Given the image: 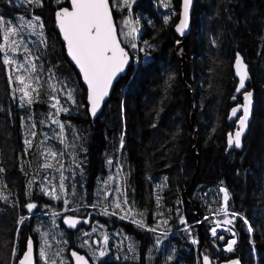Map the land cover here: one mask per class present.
I'll list each match as a JSON object with an SVG mask.
<instances>
[{
  "label": "trees",
  "instance_id": "16d2710c",
  "mask_svg": "<svg viewBox=\"0 0 264 264\" xmlns=\"http://www.w3.org/2000/svg\"><path fill=\"white\" fill-rule=\"evenodd\" d=\"M110 2L117 5L113 14L119 31L125 19L136 27L131 42L137 47L123 42L132 62L102 111L91 118L86 89L55 28L54 12L68 6V0H43L42 6L9 0L10 15L3 10L8 2L0 0L5 20L23 24L39 16L44 24L42 37L32 29L23 34L39 56L38 72L32 74L40 76L39 94L32 93L31 105L21 99L14 79L24 75L23 70L5 66L0 54V195L7 196L0 199V264H18L29 237L38 264L44 239H49L50 256L60 252L59 259L72 264L69 250L86 253V237L81 227L65 226L63 216L71 213L89 214L88 228L96 223L108 231L107 243L100 235L101 248L94 251L105 255L94 260L89 254L97 264H202L205 243L218 260L238 257L241 264H264V0H195L184 37V64L175 52L180 0H134L131 13L123 6L118 11L122 0ZM16 5L23 8L17 10ZM9 55L23 59L21 54ZM237 55L248 67L246 90L253 93V112L241 147L229 148L228 133H234L238 119H229L231 109L243 102L236 92ZM53 95L68 111L56 115ZM53 118L65 125L67 147L60 143ZM29 130L37 135L30 137ZM25 139H32V148ZM49 148L64 153L66 192L58 200L41 191L50 187L44 177H55L52 184H58L60 175L56 161L41 155ZM47 162L54 168L43 169ZM221 187L229 193L228 210L243 217L229 226L236 236L232 252L210 234L213 221L225 218L215 214L222 205ZM117 191L131 212L116 209L117 215H105L103 209L112 211ZM64 199L72 211H65ZM29 203L37 205L31 212ZM217 231L225 240L233 236ZM54 246L59 250L52 252Z\"/></svg>",
  "mask_w": 264,
  "mask_h": 264
},
{
  "label": "snow or ice",
  "instance_id": "6c2138e0",
  "mask_svg": "<svg viewBox=\"0 0 264 264\" xmlns=\"http://www.w3.org/2000/svg\"><path fill=\"white\" fill-rule=\"evenodd\" d=\"M60 0H57L59 3ZM134 0H122L120 6L127 7L131 13V5ZM28 4H37L42 6L43 0H26ZM192 0H182V15L179 24L176 26V31L180 34H183L185 29L189 27L190 19V7ZM69 7H60L56 11V21L59 27L60 32L62 33V38L65 41L67 53L70 56L71 60L78 66L79 71L82 75L83 81L87 85V99L90 104V111L93 116H95L98 109L101 107L102 102L109 95V90L112 86L114 79L122 72L125 71L126 67L129 64V53L125 47L122 46L123 42H128L130 47L135 49L137 45L134 42H131L135 39V32L137 31L136 27L130 26L132 21L125 19L122 23L123 26L118 35L117 26L113 20V8L117 5L115 3H110V0H69ZM169 4H165V7H168ZM20 20H24V17H20ZM168 21L165 20V23ZM139 23V21H135ZM39 27L41 31L36 33L35 30ZM44 24L41 21L39 16H34L32 19L27 20L23 24H13L10 20H5L3 16H0V54L3 57V64L5 66H14L13 71L19 72L23 70V73L27 75V82L25 75H17L14 77L15 81L18 82L22 87L18 90L23 93L21 99H24L28 105L33 103V92H36L37 95L39 85H40V76L35 74L38 72V65L35 61L39 60V56L34 55L32 49L28 46L29 42L24 37L25 29H32L33 34L43 36ZM124 28H128V31H124ZM124 37L122 41L119 37ZM19 37V39H16ZM131 38V40L129 39ZM42 43H46L42 41ZM21 48L23 52L20 53ZM9 53H17L23 56L21 61L13 59ZM235 68L237 76L239 77V86L236 89L237 93H241L244 98V103L242 105H237L231 109V115L229 119L238 118V128L234 133H228V146L229 148L235 146L237 148L241 147L242 144V135L247 126L250 115V107L252 104L253 93L251 91H243L245 89V82L248 78V73L246 70V65L244 64L242 58L237 55L235 61ZM10 81L13 79V76L9 75ZM36 85V87H33ZM53 92L57 91V88L54 84L48 85ZM68 99H72V91L67 92ZM54 101L51 105L53 109L56 110V115H59L61 112L68 111L67 108H64L60 104V100L57 96L53 95L50 97ZM235 100L236 97L234 96ZM242 111V115L237 117V114ZM52 123L59 126V133L57 134L60 137V143L66 144V138L64 136L65 125L59 120L52 119ZM32 128H35V125H32ZM215 131V129H213ZM30 137L34 138L37 133L33 130H29ZM27 148L33 147L32 139H25L24 141ZM68 145L66 144V147ZM121 143V147H122ZM42 156L51 157L52 160H55L58 167H55V171L59 172L58 184H52V179L49 177H44L47 181V184L50 187L45 186L41 188V191L45 195L51 196L53 199H60L61 194L66 192L65 181L67 177L64 175L65 166L62 162L63 152H56L52 149H47L45 153H41ZM75 163V160L73 161ZM109 164H112V161L109 160ZM43 169H53L54 165L51 162H47L41 165ZM4 169L0 168V172H3ZM122 172V169L118 171L117 175ZM113 178L109 177L111 181ZM6 187V186H5ZM29 187H31V182ZM220 191L223 193V202L220 209H217L215 214L218 215L220 212H223L224 219L213 221L215 226L211 229V234L215 239L225 241V251L232 252L234 250V245L236 244V239L225 240L223 235L218 234V229H223L224 231L231 232L233 237L235 233L232 229L234 221L237 217L243 219L240 213L229 212L228 210V201L229 193L228 190L224 187H221ZM107 198V197H105ZM0 199L7 200V196L0 195ZM159 197L157 201L159 203ZM65 211H72L68 205L70 201L64 199ZM128 204L126 199L120 200L117 198L116 201L112 202V211L109 212V208L105 207L103 212L105 215H117L116 209H119L120 212L127 215L131 212V209H126L124 206ZM37 205L35 203H29L26 205V208L31 212ZM91 207H96V205H91ZM54 216L60 215V213L54 212ZM123 219L124 216H121ZM208 217H205V220H208ZM24 217H21L20 222L22 223ZM70 227H76L80 223V219L72 216H65L64 221ZM88 223V219L83 221ZM135 222V221H134ZM247 222V221H245ZM167 223V221H164ZM181 223H185L184 219L181 218ZM143 226V225H141ZM103 227V226H101ZM150 231H155L156 229H149ZM97 228L93 227L92 232H96ZM47 237V233L43 234ZM85 236H90L91 233H83ZM108 236L105 235L103 238V243H107ZM193 243H197L196 240H193ZM85 245H88V241H84ZM50 245L47 239H44L42 246L39 250V258L44 261V264H57V261L49 255L48 249ZM130 250L134 251V247L130 246ZM55 256H59L60 252L54 253ZM100 256L105 255L103 250L99 253ZM71 256L74 258L75 264H89V261L85 256L80 255L76 251L71 252ZM18 264H37L36 259L34 258V246L31 237L27 239L26 250L22 252L20 256L17 257ZM60 264H64L63 257L60 259ZM202 264H213V261L210 257L205 254L202 258ZM230 264H239L238 261H231Z\"/></svg>",
  "mask_w": 264,
  "mask_h": 264
},
{
  "label": "water",
  "instance_id": "95a60500",
  "mask_svg": "<svg viewBox=\"0 0 264 264\" xmlns=\"http://www.w3.org/2000/svg\"><path fill=\"white\" fill-rule=\"evenodd\" d=\"M194 2H195V0H192V4H191V7H190L189 27H188L187 29H185L184 33H183V34H180L179 32L176 31V26L179 24L180 19H181V15H182V0H180L179 17H178L177 22H176L175 25H174V31H175L176 35L178 36V38H179V39L176 41V43H175V52H176V54H177L179 60L182 61V64H184L185 61H186L185 53H184V42H185V38H184V37L187 36V34H188L189 31H190V22H191V16H192V11H193V7H194ZM68 3H69V0H68ZM110 3H111V2H110ZM69 6H70V5H68V6H62V7H69ZM58 10H59V8H58L56 11H58ZM54 20H55V28H56V30L58 31V34H59V37H60L61 42L63 43V47H64V50H65V55H66L68 61L70 62V64H71V65L74 67V69L76 70V72H77V74L79 75V78H80L82 84L84 85V87H85V89H86V104H87V110H88V113H89V115L91 116V118H96V117L98 116V114L102 111V109H103L105 103H106V102L108 101V99L110 98L111 93H112V91H113V89H114L116 83L119 81V79H120L121 77H123V76L126 75L127 70H128V68H129V66H130V64H131V62H132L131 54H130L129 50H128V49L123 45V43H122V46L125 47L126 50H127L128 53H129V57H130L129 64H128V66L126 67L125 71L122 72V73H120V74L114 79V81H113V83H112V86H111V88H110V90H109V95H108V96L105 98V100L102 102L101 107L98 109V111L96 112L95 116H93V115L91 114V111H90V104H89V101H88V99H87V85H86V83H85V82L83 81V79H82V75H81V73H80V71H79L78 66L75 65V63L71 60L70 56H69L68 53H67L66 44H65V41H64L63 38H62V33H61L60 30H59V27H58V24H57V21H56V16H55ZM113 20H114V23H115L116 26H117V31H118V25H117V23H116V20H115L114 14H113ZM118 35H119V31H118ZM119 38H120V37H119ZM240 57H241V56H240ZM241 58H242V57H241ZM242 60H243V58H242ZM235 61H236V59H235ZM235 61H234V71H235V75H236V77L238 78V84H237V88H238V86H239V77L237 76V73H236ZM243 62H244V60H243ZM244 64L246 65V70H247V73H248V67H247V64H246L245 62H244ZM248 80H249V73H248V78L246 79V82H245V89L242 90V91H245V90H246ZM246 91H247V90H246ZM251 92H252V91H251ZM232 100L234 101L233 98H232ZM243 103H244V98H243V102H242V104H243ZM242 104H240V105H242ZM252 112H253V99H252V104H251V107H250L249 120H248V122H247V126H246V128H245V131H244V133H243V135H242V141H243V138L245 137V135H246V133H247V131H248V126H249V123L251 122V119H252ZM241 115H242V111H241ZM234 118H235V117H234ZM191 119L193 120V110H192V113H191ZM236 127L238 128V120H237V123H236ZM237 128H236V130H237ZM236 130H235V131H236ZM235 131H234V132H235ZM241 145H242V144H241ZM239 148H240V147H239ZM80 221H81V219H80ZM32 241H33V240H32ZM33 246H34V258H35L36 261H37V258H36V247H35V243H34V242H33ZM25 250H26V247H25V249H24L23 251H25ZM72 251H76V252H78L80 255L85 256L86 259L88 260V258H87V256H86L85 254H83V253H81V252H79V251H77V250H75V249H71V250H70V256H71V252H72ZM203 252H204L203 255L207 254V255L210 257V259L213 261V264H230V262L233 261V260L238 261L239 264H241V262H240V260H239L238 257H233V258H230V259H227V260H218L217 258H214L213 254H212V252H211V250H210V248H209V246H208L206 243H205L204 246H203ZM71 258H72V260H73V263L75 264L74 258H73L72 256H71ZM202 258H203V257H202ZM88 261H89V260H88Z\"/></svg>",
  "mask_w": 264,
  "mask_h": 264
},
{
  "label": "rangeland",
  "instance_id": "374dc122",
  "mask_svg": "<svg viewBox=\"0 0 264 264\" xmlns=\"http://www.w3.org/2000/svg\"><path fill=\"white\" fill-rule=\"evenodd\" d=\"M21 1H23V3H26V0H21ZM121 5V4H120ZM118 6L119 8H118V11H120L121 9H122V6ZM33 18V17H32ZM32 18H28L27 20H29V19H32ZM24 21H26V18L24 19ZM186 62V61H185ZM24 75H26L25 73H24ZM20 87H22V85H20L19 83H18V88H20ZM17 92H18V94H20L21 96H23V93L22 92H20L19 90H17ZM116 184V183H115ZM113 186V185H112ZM116 186H117V184H116ZM118 188V187H117ZM117 198H119L120 199V195H119V191H117L116 193H115V200H117ZM109 200H105V202H108ZM215 226V225H214ZM93 227H96L97 228V231L96 232H92V228ZM185 227H187V225L185 226ZM81 230H82V232L83 233H85V232H89V233H91V235L90 236H85L86 237V240L85 241H88V245H85V251H86V253H88V254H90L91 256H92V258L94 259V260H98L99 259V255L97 254V253H95L94 251L95 250H97V249H99V248H101V242L99 243V241L102 239L101 237H99L100 235H105V234H107L108 233V231L107 230H105L104 228H102L100 225H97L96 223H94L93 225H91V227L90 228H88V229H84L83 227H81L80 228ZM218 230H223V229H218ZM224 231V230H223ZM54 239H56L57 241H59V239H58V236L57 235H55V237H54ZM97 239V241L98 242H96V243H98L97 244V246H95V240ZM48 240V243H49V239H47ZM60 246V245H59ZM52 252H54V251H58L59 250V248H57L56 246H54V247H52ZM56 253V252H55ZM38 255H39V253H38ZM60 256V255H59ZM59 256H55L54 254L52 255V258L53 259H55L56 261H57V264H60V259H59ZM40 264H44V261L43 260H40Z\"/></svg>",
  "mask_w": 264,
  "mask_h": 264
},
{
  "label": "flooded vegetation",
  "instance_id": "af4514ba",
  "mask_svg": "<svg viewBox=\"0 0 264 264\" xmlns=\"http://www.w3.org/2000/svg\"><path fill=\"white\" fill-rule=\"evenodd\" d=\"M6 2H8V4H6V6H8V8L5 6L4 7V9L3 10H5V15H10V12H11V6H10V3H9V0H6ZM23 8V7H22ZM21 8V6H18V5H16L15 6V9H17V10H20V9H22ZM57 10V9H56ZM56 10H55V12H54V18H55V13H56ZM54 22H55V20H54ZM243 96V95H242ZM65 216H72V217H76V218H79V219H81V222L80 223H78L77 225H76V227H70V226H68L67 224H65V226H67L68 228H70V229H78L79 227H85V228H88V226H89V223L90 222H92L91 220H90V216H89V214L88 215H86V214H77V213H71V214H67V215H64L63 216V221H64V217ZM85 219H88V223H84L83 221L85 220ZM96 242H98L97 241V239L95 240V246H97V244L98 243H96ZM71 249H74V248H71ZM70 249V250H71ZM70 250H69V255H70ZM76 250V249H75ZM78 251V250H77ZM36 252H37V249H36ZM80 252V251H79ZM81 253H83V252H81ZM83 254H85L86 256H87V258H88V260H89V264H97V263H95V262H93L92 261V259H91V256L88 254V253H83ZM70 259H71V262H72V264H74L73 263V260H72V258H71V256H70Z\"/></svg>",
  "mask_w": 264,
  "mask_h": 264
},
{
  "label": "bare ground",
  "instance_id": "6f19581e",
  "mask_svg": "<svg viewBox=\"0 0 264 264\" xmlns=\"http://www.w3.org/2000/svg\"><path fill=\"white\" fill-rule=\"evenodd\" d=\"M234 119V118H233ZM238 120V119H237ZM237 123V122H236ZM204 253V252H203ZM203 253H202V257H203ZM202 261V260H201Z\"/></svg>",
  "mask_w": 264,
  "mask_h": 264
}]
</instances>
